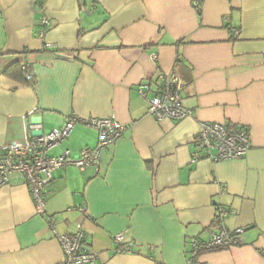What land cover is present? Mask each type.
I'll return each mask as SVG.
<instances>
[{
	"label": "crops",
	"instance_id": "crops-1",
	"mask_svg": "<svg viewBox=\"0 0 264 264\" xmlns=\"http://www.w3.org/2000/svg\"><path fill=\"white\" fill-rule=\"evenodd\" d=\"M15 63L31 83L2 74ZM170 71L192 115L156 121L148 100ZM70 117H113L125 131L97 168L52 173L44 215L20 177L0 188V264H59L51 221L60 235L81 230L94 264H187L189 240L216 231L220 208L244 244L196 260L264 264V0H0V154L30 125L48 134ZM199 122L246 127V156L192 163ZM96 143L78 123L49 155Z\"/></svg>",
	"mask_w": 264,
	"mask_h": 264
},
{
	"label": "built area",
	"instance_id": "built-area-1",
	"mask_svg": "<svg viewBox=\"0 0 264 264\" xmlns=\"http://www.w3.org/2000/svg\"><path fill=\"white\" fill-rule=\"evenodd\" d=\"M194 8L199 11V4L194 3ZM225 20L228 21V18ZM40 23L39 35L43 36L49 22L46 18H42ZM233 34L237 37L238 32L234 31ZM182 90L183 82L177 72L159 74L152 97L148 100L147 115L156 121L178 122L190 118L192 111L182 105ZM148 92H150L149 86L142 85L138 88V93L142 98H146ZM78 123H83L96 131L95 147L85 148L76 155H71L68 150H65L56 156H50L49 152L66 141ZM29 129L31 135L25 136L21 141L8 144L0 154V188L9 185L13 178L20 177L30 192L38 215L45 213L44 196L55 170L67 167H74L80 171L89 167L97 168L100 164L101 153L120 140L125 131V127L113 117L83 120L70 117L61 128L52 130L48 134L39 132V124H32ZM192 145L194 146L192 163L200 160L211 162L239 160L246 156L251 147L250 133L246 127L240 125L199 122ZM218 213L216 218L218 226L215 232L207 239L194 237L189 240L187 264H203L196 260L202 251L232 249L244 244L245 229L225 228L221 225V221L228 212L220 208ZM50 227L63 254L59 264H94L98 260L97 254L84 248V236L81 230L78 229L72 235H60L56 232L52 221ZM112 240L120 245L122 235H115ZM131 248L132 245L120 246L117 252H130Z\"/></svg>",
	"mask_w": 264,
	"mask_h": 264
},
{
	"label": "trees",
	"instance_id": "trees-1",
	"mask_svg": "<svg viewBox=\"0 0 264 264\" xmlns=\"http://www.w3.org/2000/svg\"><path fill=\"white\" fill-rule=\"evenodd\" d=\"M2 74L12 78L19 77L24 81L31 83V79L29 77V73L27 71L26 65L21 66L19 63H15L13 65L6 67L2 71ZM15 74H17V76Z\"/></svg>",
	"mask_w": 264,
	"mask_h": 264
}]
</instances>
